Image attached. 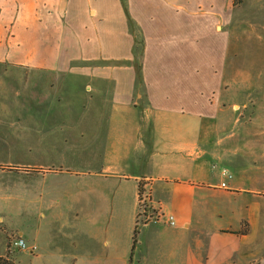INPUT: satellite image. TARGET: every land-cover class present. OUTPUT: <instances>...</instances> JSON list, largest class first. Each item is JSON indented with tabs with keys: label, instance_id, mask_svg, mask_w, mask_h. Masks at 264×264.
<instances>
[{
	"label": "crops",
	"instance_id": "crops-1",
	"mask_svg": "<svg viewBox=\"0 0 264 264\" xmlns=\"http://www.w3.org/2000/svg\"><path fill=\"white\" fill-rule=\"evenodd\" d=\"M238 8L234 0H0V77L19 79L0 90L24 94L25 118L39 116L46 144L63 136L77 158L71 165L23 160L36 173L25 182L26 211L60 174L72 200V211H42L21 231L30 264L257 263L251 155L237 158L242 151L229 144L241 133L223 130L238 118L230 105L247 86L232 54L241 43ZM131 20L143 38L139 66ZM15 47L24 61L2 62L14 59ZM10 107H0L1 118L13 115ZM141 181L151 205L176 223L141 222L133 251ZM225 195L245 197L237 226L212 230L238 240L226 260L200 232L207 214L222 217L217 200ZM244 220L250 229L240 233Z\"/></svg>",
	"mask_w": 264,
	"mask_h": 264
},
{
	"label": "rangeland",
	"instance_id": "rangeland-1",
	"mask_svg": "<svg viewBox=\"0 0 264 264\" xmlns=\"http://www.w3.org/2000/svg\"><path fill=\"white\" fill-rule=\"evenodd\" d=\"M238 4L237 16L241 28L237 26V23L235 27L237 26V31L241 33V43L234 44L232 54L242 65V74L247 81L245 82L247 86L241 89L240 103L234 106L230 105L232 109H235V113H239L238 118L233 120L234 124L230 122L231 124L227 123L223 126V130L230 129L236 133H241L239 136H233V141L229 144L230 150L235 151V153L239 150L242 151L237 158H240L243 152L245 155H251L252 172L250 175L255 177V180L249 182V188H257L254 193L258 199L256 200L253 194L251 195L250 199L254 200L256 204L251 210L250 218L254 228L250 240L255 259H257L256 264H264V199H261L264 198V0H240ZM230 25L232 26V24ZM134 29L137 49L136 64L139 66L143 38L139 28L135 27ZM4 48L5 45L0 49V54ZM15 49L18 53L14 59L2 62L24 61L18 47ZM8 52L11 56L15 50L10 47ZM15 75L12 73L0 77V84L14 82L19 84V79H16ZM140 89H143L142 82H140ZM225 94L232 96L233 90L230 89ZM140 102L142 106H146L145 96ZM3 106H11L9 111L13 115L5 119L0 116V255L11 258L14 264H30L29 252L25 251L26 248L14 245V240L22 235L20 234L21 231L30 226L31 217L35 227L40 221L38 215L42 211H72V200L65 195L68 190L57 180L60 175H67L60 174L55 179L50 177L48 180L45 188L50 191L45 200L38 201L35 206L37 200L33 199L32 205L34 207L26 211L25 182L28 177L36 176V173L34 168L24 167L27 164L23 160H32L43 165L50 162L71 165L77 161V158L74 153L69 152L68 144L63 136H50L49 145H51L46 144L47 136L44 135L45 130L41 128L39 116L34 119L25 118L30 103L24 94L6 97L0 90V107ZM17 112L23 113L22 116H18ZM145 133L147 137L148 131L145 130ZM244 149L245 151H243ZM143 155L145 156L146 152L142 151V154L138 155L136 160L138 165L145 159ZM29 180H34V178ZM213 202L214 199L210 198L208 200L209 206H212ZM217 202L224 211L221 212L222 217L215 219L208 217L209 214L206 215L207 219L201 222V239L207 242L214 253H219L218 257L226 260L230 254L229 251L237 245L238 240L229 235L217 234L212 230L215 229L216 225H221L223 228H235L239 223L240 216L245 211L242 207L245 197L243 195H225L220 197ZM206 212L208 213V211ZM142 221L143 219H139V222ZM61 225L62 223L59 222L56 226L60 227ZM249 229L250 223L244 220L239 232L247 233ZM223 230L232 231L233 229ZM56 236L62 239L60 233ZM69 237L71 238V236Z\"/></svg>",
	"mask_w": 264,
	"mask_h": 264
},
{
	"label": "built area",
	"instance_id": "built-area-1",
	"mask_svg": "<svg viewBox=\"0 0 264 264\" xmlns=\"http://www.w3.org/2000/svg\"><path fill=\"white\" fill-rule=\"evenodd\" d=\"M224 174H227V171H224ZM225 181L222 183V185H225ZM143 193L142 197L140 198V206L138 211V222L139 219H143L142 222L148 221V220H159L162 219L165 222H168L170 224L176 223V218L173 214L169 213L167 215L160 213L159 211H156V209L151 205L150 203V197L148 194ZM141 223V222H140ZM14 245L26 248V241L24 240L22 235H19L14 240Z\"/></svg>",
	"mask_w": 264,
	"mask_h": 264
},
{
	"label": "trees",
	"instance_id": "trees-1",
	"mask_svg": "<svg viewBox=\"0 0 264 264\" xmlns=\"http://www.w3.org/2000/svg\"><path fill=\"white\" fill-rule=\"evenodd\" d=\"M235 3L237 4L240 0H234ZM131 22V29H132V33L134 34V36H136L135 34V27H138L133 20L130 21ZM145 192V188H144V183L141 181L140 182V198L142 197L143 193ZM139 225L140 222H137L135 230H134V237H133V251L135 249L136 243H137V234L139 231ZM132 251V254H133ZM0 264H14V262L12 261L11 258L7 257L6 255H0Z\"/></svg>",
	"mask_w": 264,
	"mask_h": 264
}]
</instances>
